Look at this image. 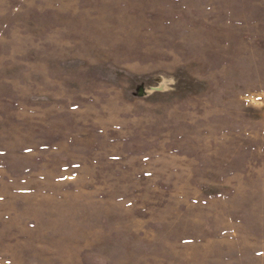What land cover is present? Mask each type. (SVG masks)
<instances>
[{"label": "rangeland", "instance_id": "374dc122", "mask_svg": "<svg viewBox=\"0 0 264 264\" xmlns=\"http://www.w3.org/2000/svg\"><path fill=\"white\" fill-rule=\"evenodd\" d=\"M0 264H264V0H0Z\"/></svg>", "mask_w": 264, "mask_h": 264}]
</instances>
